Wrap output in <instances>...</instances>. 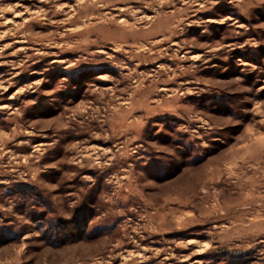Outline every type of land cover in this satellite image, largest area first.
<instances>
[{
    "label": "rangeland",
    "instance_id": "374dc122",
    "mask_svg": "<svg viewBox=\"0 0 264 264\" xmlns=\"http://www.w3.org/2000/svg\"><path fill=\"white\" fill-rule=\"evenodd\" d=\"M0 264H264V0H0Z\"/></svg>",
    "mask_w": 264,
    "mask_h": 264
}]
</instances>
